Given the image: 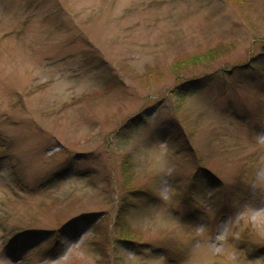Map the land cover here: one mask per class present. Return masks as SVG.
<instances>
[{
	"label": "rangeland",
	"instance_id": "374dc122",
	"mask_svg": "<svg viewBox=\"0 0 264 264\" xmlns=\"http://www.w3.org/2000/svg\"><path fill=\"white\" fill-rule=\"evenodd\" d=\"M0 264H264V0H0Z\"/></svg>",
	"mask_w": 264,
	"mask_h": 264
},
{
	"label": "trees",
	"instance_id": "16d2710c",
	"mask_svg": "<svg viewBox=\"0 0 264 264\" xmlns=\"http://www.w3.org/2000/svg\"><path fill=\"white\" fill-rule=\"evenodd\" d=\"M182 60H180V62H181ZM179 62V63H180ZM176 65L177 64H175V66H174V68L175 69H177V68H179V67H176ZM242 67H246V66H242ZM238 69H240V68H238ZM238 69H234V68H232V69H230V70H226V69H222V70H217V71H214L213 73H209V74H207V76L206 77H204V78H197V79H194V82L193 83H191V81H184L183 82V84H181V85H179V86H177L176 88L181 92V95L183 96L184 94H186V92H189V91H193V90H195V89H201V88H203V87H205L206 85H208L209 84V82L210 81H212V82H215L216 81V79L215 80H213V78H217V77H223V75H222V73L224 72V73H228V74H235L236 75V71L238 70ZM244 69V68H243ZM219 72H222V73H219ZM209 78H212V79H209ZM194 84V85H193ZM193 85V86H192ZM184 87H186V89L184 88ZM173 93V92H172ZM174 94H176V92H174ZM137 118H139V116L137 117ZM132 121V120H131ZM134 124V123H133ZM131 125H132V123H131ZM61 176H63V174L62 173H55V175H54V177L55 178H60ZM82 220H85L86 222L87 221H89V219H87L86 217H83V219ZM80 221V220H79ZM79 221H77V220H75L74 222H69L67 225H65V226H63V229L64 228H68V230H73L74 232L76 231V230H78V222ZM71 233H73V232H71ZM57 236L58 235H56V238H57ZM25 241H26V238L25 237H21L20 236V238L18 239H15L13 242H11V245L14 247L15 245H17V244H19L20 245V249H22V246H24V243H25ZM16 249L17 248H12V252L14 253L15 251H16ZM20 251V250H19ZM18 251V252H19Z\"/></svg>",
	"mask_w": 264,
	"mask_h": 264
},
{
	"label": "snow or ice",
	"instance_id": "6c2138e0",
	"mask_svg": "<svg viewBox=\"0 0 264 264\" xmlns=\"http://www.w3.org/2000/svg\"><path fill=\"white\" fill-rule=\"evenodd\" d=\"M170 254V253H169Z\"/></svg>",
	"mask_w": 264,
	"mask_h": 264
}]
</instances>
